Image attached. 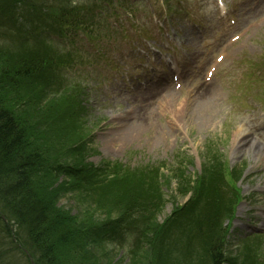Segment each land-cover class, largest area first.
<instances>
[{
  "label": "rangeland",
  "instance_id": "obj_1",
  "mask_svg": "<svg viewBox=\"0 0 264 264\" xmlns=\"http://www.w3.org/2000/svg\"><path fill=\"white\" fill-rule=\"evenodd\" d=\"M22 1L0 0V4H11L15 14L26 6ZM27 1L30 5L40 0ZM170 1L176 3L178 17L168 15L164 20L171 24L168 30L172 24L184 28L180 35L192 44L187 52L197 55L192 69L198 70L204 61L218 68L213 84L218 122L200 130L183 112L176 114L180 124L171 123L168 110L158 105L162 99V104L170 105L172 97L185 98L194 84L192 78L182 86L181 95L161 90L135 99L125 94L118 100L116 88L130 80L138 63H144L141 47H147L160 30L156 23L160 6L154 0H139L138 11L130 3L126 35L118 39L121 22L113 26L116 42L113 34L107 36L112 15L99 25L94 9V20L84 23L86 34L80 29L76 36L61 40L63 47L77 51L73 53L76 64L67 69V89L50 91L36 73L20 82L18 103L26 101L35 110L29 112L24 106L21 119L29 118L36 125L32 140L46 148L48 163L83 172L82 178L75 179L65 171L55 175L49 169L42 193L47 198L58 196V206L84 229L82 259L86 264H139L159 233L164 235L161 247L167 250L163 257L167 264H203L207 238L197 235L198 228L204 226L207 232L219 216L215 223L226 227L227 213L220 212L221 207L237 201L226 238L227 264H264V0H258L255 9L251 8L257 0H224L235 19L233 30L231 25L226 30L215 0ZM82 4L90 5V0H80ZM104 6L106 14L109 10ZM85 12L87 18L93 14L88 5ZM118 13L125 18L123 9ZM152 14L157 17L147 25L150 37L135 32L131 25L149 21ZM0 35V42L8 40L11 48L0 52V62L9 63L12 69L18 59L29 58L25 50H12L19 44L15 33L0 30ZM39 49L40 54L50 51L40 44ZM75 90L85 105L84 116L76 113ZM106 91L111 92L110 98ZM5 92L6 99L12 96L7 89ZM0 98H4L2 94ZM132 112L139 115L125 119ZM126 124L139 125L137 137H116L128 131L120 127ZM239 127L245 131L235 136ZM248 140L263 150L257 160L247 151L244 141ZM217 188L218 193L231 194L228 202L216 204L220 197L211 194ZM130 208L136 211L128 216L139 218L138 228L143 229L142 240L133 250L111 241L100 229ZM253 233L262 236L251 238ZM120 236L132 240L127 234Z\"/></svg>",
  "mask_w": 264,
  "mask_h": 264
},
{
  "label": "trees",
  "instance_id": "obj_2",
  "mask_svg": "<svg viewBox=\"0 0 264 264\" xmlns=\"http://www.w3.org/2000/svg\"><path fill=\"white\" fill-rule=\"evenodd\" d=\"M47 2L48 8L54 3L53 0ZM73 14L75 16L76 13L73 11ZM45 63L42 57L31 61L22 58L11 69L9 63L0 62V94L4 97L0 98V264H81L80 261L86 264L82 259L85 245L81 235L84 229L75 223L61 205L58 206V196L56 199L47 198L42 193L49 169L55 175L65 171L75 175V179L82 178L83 172L69 167L63 169L56 163L49 164L45 157L46 148L32 140L31 133L36 125L29 118L27 121L21 119L24 106L29 112L35 111L26 101L23 105L18 103L21 79L42 72ZM5 89L9 91V96L12 95L8 99ZM134 211L135 208L128 209L126 213L104 222L100 229L114 241V233L122 224L140 220L128 216ZM222 211L227 213V208L221 207ZM220 219L221 216L212 221L209 226L212 229L209 228L207 232L204 226L197 230L198 236L207 238L203 264L228 262L227 228L215 223ZM137 232L141 241L143 229L137 228ZM163 237L159 233L153 239V247L148 249L139 264H167L163 258L167 250L161 247ZM173 260L178 263L175 253Z\"/></svg>",
  "mask_w": 264,
  "mask_h": 264
},
{
  "label": "bare ground",
  "instance_id": "obj_3",
  "mask_svg": "<svg viewBox=\"0 0 264 264\" xmlns=\"http://www.w3.org/2000/svg\"><path fill=\"white\" fill-rule=\"evenodd\" d=\"M187 73L188 71L182 72L180 77L184 78ZM168 77V73L162 75L161 80L157 82L156 87L153 90L159 89L161 87H167L170 84ZM147 93L149 92H146V94ZM215 94L216 91H214L212 88H205L202 92L198 93L197 95L185 96V98L183 99L172 97V99H170V105L162 104V101L164 100L162 99L158 103V105H162L164 109L168 110V114L170 115V117L173 118L168 120L172 121L171 123L178 121L176 114H182L183 112H186L185 119L187 120L188 118V120L195 121L200 130L204 127L203 125L213 128L218 122V119L215 117L217 112V99L215 98ZM128 116L136 117V114L133 112L129 113L125 116V119L128 118ZM120 127H124L125 129H127L128 131H132L133 133L131 134L130 132L126 131L122 135L116 134L117 138H122L124 134L127 139L133 135H135L136 137L138 136V124L137 126H129L128 124H126L121 125ZM244 131L245 130L243 128L239 127L235 133V136L238 134V132L244 133ZM245 140H247V138H245ZM244 143H246V146H248L247 151L250 153L253 160H257L263 154V150L253 147V142L251 140L244 141Z\"/></svg>",
  "mask_w": 264,
  "mask_h": 264
}]
</instances>
